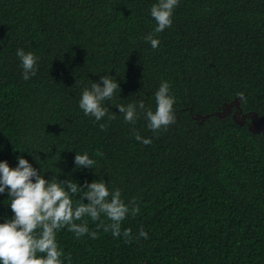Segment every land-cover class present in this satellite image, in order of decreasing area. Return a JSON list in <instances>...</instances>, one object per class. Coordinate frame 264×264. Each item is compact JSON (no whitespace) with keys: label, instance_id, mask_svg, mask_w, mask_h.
Masks as SVG:
<instances>
[{"label":"trees","instance_id":"16d2710c","mask_svg":"<svg viewBox=\"0 0 264 264\" xmlns=\"http://www.w3.org/2000/svg\"><path fill=\"white\" fill-rule=\"evenodd\" d=\"M156 2L0 0V162L23 157L46 180H101L134 199L122 231L148 239L125 243L89 219L97 239L57 233L71 264H264V133L248 130L252 114L264 117V0H179L152 49L143 38ZM17 49L38 57L27 81ZM103 75L120 91L105 105L115 119L95 122L78 103ZM163 81L176 123L154 133L141 114L126 124L116 105L155 111ZM85 152L96 164L76 169ZM10 202L0 194V223Z\"/></svg>","mask_w":264,"mask_h":264},{"label":"clouds","instance_id":"9594fccd","mask_svg":"<svg viewBox=\"0 0 264 264\" xmlns=\"http://www.w3.org/2000/svg\"><path fill=\"white\" fill-rule=\"evenodd\" d=\"M178 5L179 0H157L151 6L150 16L156 27L143 39L150 43L152 49H157L160 44L155 34L172 26L174 10ZM16 55L23 70L22 78L27 81L36 74L38 57L23 49H17ZM100 80L102 83L93 82L90 88L82 89L78 103L84 115L93 117L95 122L105 116L109 120L115 119V114L110 115L105 105L113 99L117 90L120 91L115 77L103 75ZM238 95L244 99L243 93ZM154 96L155 111L146 109L142 100L135 104H118L116 108L123 114L126 124L134 125L143 114L148 129L159 133L176 123V101L170 95V83L167 81L161 83ZM99 127L105 130L107 125L101 123ZM134 136L146 146L152 143L151 139L143 138L139 132L134 131ZM37 157L34 158L39 162ZM17 159L18 164L14 168L7 161L0 162V194L7 191L13 213L11 219L0 223V264H65V260L71 264L70 254L66 255L57 242V233L66 228L76 239L85 235L97 239L98 232L89 229V219L93 223L98 222L97 230L102 228L105 233L111 232L114 238L123 237L125 243L148 239L143 228L135 237L131 229L122 231V222L129 215H137L139 208L132 206L134 199L131 203H125L120 189L110 191L107 183L101 180L85 182L83 186L71 179L61 181L54 177L46 180L27 159ZM95 164L96 161L90 159L87 152L76 153V169H92ZM73 197H79L76 203Z\"/></svg>","mask_w":264,"mask_h":264},{"label":"water","instance_id":"95a60500","mask_svg":"<svg viewBox=\"0 0 264 264\" xmlns=\"http://www.w3.org/2000/svg\"><path fill=\"white\" fill-rule=\"evenodd\" d=\"M236 102V101H234ZM229 110V106L224 110L223 113L227 112ZM247 115H242L241 118H239L237 121L240 124H244ZM234 119H236V116H234ZM248 130L251 133L258 134V133H264V117L258 118L256 115L252 114L250 116V123L248 125Z\"/></svg>","mask_w":264,"mask_h":264}]
</instances>
